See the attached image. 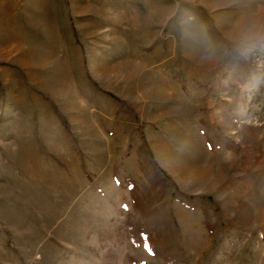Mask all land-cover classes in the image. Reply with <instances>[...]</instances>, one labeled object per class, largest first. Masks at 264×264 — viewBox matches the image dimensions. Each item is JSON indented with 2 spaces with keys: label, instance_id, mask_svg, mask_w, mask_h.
Wrapping results in <instances>:
<instances>
[{
  "label": "rangeland",
  "instance_id": "rangeland-1",
  "mask_svg": "<svg viewBox=\"0 0 264 264\" xmlns=\"http://www.w3.org/2000/svg\"><path fill=\"white\" fill-rule=\"evenodd\" d=\"M262 7L0 0V264H264Z\"/></svg>",
  "mask_w": 264,
  "mask_h": 264
},
{
  "label": "clouds",
  "instance_id": "clouds-1",
  "mask_svg": "<svg viewBox=\"0 0 264 264\" xmlns=\"http://www.w3.org/2000/svg\"><path fill=\"white\" fill-rule=\"evenodd\" d=\"M225 39L235 55L241 58L264 50V7L238 19Z\"/></svg>",
  "mask_w": 264,
  "mask_h": 264
},
{
  "label": "snow or ice",
  "instance_id": "snow-or-ice-1",
  "mask_svg": "<svg viewBox=\"0 0 264 264\" xmlns=\"http://www.w3.org/2000/svg\"><path fill=\"white\" fill-rule=\"evenodd\" d=\"M117 183H119V181H117ZM145 247H146V248H148V247H149L147 243H145Z\"/></svg>",
  "mask_w": 264,
  "mask_h": 264
}]
</instances>
